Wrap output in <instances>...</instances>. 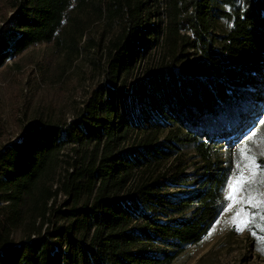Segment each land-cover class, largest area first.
<instances>
[{
  "label": "trees",
  "instance_id": "trees-1",
  "mask_svg": "<svg viewBox=\"0 0 264 264\" xmlns=\"http://www.w3.org/2000/svg\"><path fill=\"white\" fill-rule=\"evenodd\" d=\"M158 1L7 0L0 69L48 43L104 66L72 119L38 115L0 149V264H173L217 223L219 152L264 96V0ZM184 149L193 189L168 166Z\"/></svg>",
  "mask_w": 264,
  "mask_h": 264
},
{
  "label": "rangeland",
  "instance_id": "rangeland-1",
  "mask_svg": "<svg viewBox=\"0 0 264 264\" xmlns=\"http://www.w3.org/2000/svg\"><path fill=\"white\" fill-rule=\"evenodd\" d=\"M161 2L159 0L156 7L160 8ZM10 15L7 0H0V28ZM101 34V26H96L89 36L96 44H100L103 40ZM93 51L83 53L71 63L52 43L38 44L0 69V149L20 139L24 124L38 115H52L60 118L61 122L74 117L103 78V56ZM154 56L156 59L157 54ZM137 74L138 71L134 76ZM255 104L256 112L250 119L251 126L243 136L239 132L234 135L242 139L230 147L232 155L228 153V145L232 141H225L219 152L221 160L230 158L233 165L229 180L237 171L235 165L239 160L238 149L245 142L257 153L256 162L264 166V156L259 154L264 144L260 147L251 144L252 133L255 132L258 138L264 133V96ZM196 162L195 152L191 149H184L178 159L168 162L172 173L183 170L184 175L190 177L187 189L194 188V175L198 169ZM245 174H248L247 170ZM225 190L226 185L223 190V207L226 203ZM261 191H264V187ZM58 199L56 206L64 209L68 199ZM239 206H234L231 211L224 210L206 238L185 250L173 264H264V252L260 250V244L264 243V231H257L254 236L247 228L238 232L234 226L224 223L231 219Z\"/></svg>",
  "mask_w": 264,
  "mask_h": 264
},
{
  "label": "snow or ice",
  "instance_id": "snow-or-ice-1",
  "mask_svg": "<svg viewBox=\"0 0 264 264\" xmlns=\"http://www.w3.org/2000/svg\"><path fill=\"white\" fill-rule=\"evenodd\" d=\"M251 144L257 147L264 144V133L259 138L255 132L252 133ZM238 154L239 160L235 165L237 171L226 184L224 210L231 211L234 206H240L231 219L224 223L234 226L238 232L247 228L255 236L257 231H264V191H261L264 187V166L256 162L257 153L248 142L238 149ZM259 154L264 156V147ZM260 250L264 252V243L260 244Z\"/></svg>",
  "mask_w": 264,
  "mask_h": 264
}]
</instances>
